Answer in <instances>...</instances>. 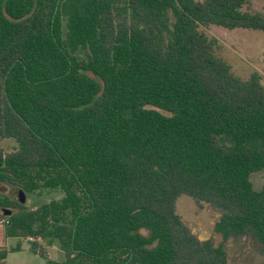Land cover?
Wrapping results in <instances>:
<instances>
[{
    "label": "trees",
    "instance_id": "obj_1",
    "mask_svg": "<svg viewBox=\"0 0 264 264\" xmlns=\"http://www.w3.org/2000/svg\"><path fill=\"white\" fill-rule=\"evenodd\" d=\"M247 3L0 0V183L62 194L30 208L0 194L5 237L33 238L48 264H228L176 213L185 195L220 213L224 243L249 237L264 253L251 181L264 86L234 76L200 32H264ZM54 244L64 261L49 259Z\"/></svg>",
    "mask_w": 264,
    "mask_h": 264
},
{
    "label": "rangeland",
    "instance_id": "obj_2",
    "mask_svg": "<svg viewBox=\"0 0 264 264\" xmlns=\"http://www.w3.org/2000/svg\"><path fill=\"white\" fill-rule=\"evenodd\" d=\"M204 1V0H197ZM244 11L264 16V0H248ZM200 32L211 44L216 57L225 61L234 76L243 81L258 77L264 86V32L253 30H227L217 26L201 27ZM9 149V148H8ZM256 191L264 189V171L251 176ZM0 194L17 199L19 191L0 183ZM62 198L60 193L45 192L42 198L26 197L25 205L30 208L44 201L50 202ZM176 213L184 224L200 240H212L216 246L224 245L228 255V264H262L264 262L263 246L256 244L249 237L232 238L224 243L221 235L215 232V224L220 213L206 204H198L188 196H181L176 202ZM1 231V230H0ZM5 231V230H3ZM21 250L11 252L18 244ZM31 241L11 238L7 240L6 249L10 252L7 264H48V260L30 251ZM45 245L44 243L42 244ZM49 259L62 262L65 254L58 244L48 248Z\"/></svg>",
    "mask_w": 264,
    "mask_h": 264
},
{
    "label": "crops",
    "instance_id": "obj_3",
    "mask_svg": "<svg viewBox=\"0 0 264 264\" xmlns=\"http://www.w3.org/2000/svg\"><path fill=\"white\" fill-rule=\"evenodd\" d=\"M2 214H3V211L0 210V219H1ZM8 239H11V238H8ZM8 239L5 237V231H0V248H6L5 245Z\"/></svg>",
    "mask_w": 264,
    "mask_h": 264
},
{
    "label": "built area",
    "instance_id": "obj_4",
    "mask_svg": "<svg viewBox=\"0 0 264 264\" xmlns=\"http://www.w3.org/2000/svg\"><path fill=\"white\" fill-rule=\"evenodd\" d=\"M9 224H10V221H9L8 218H1L0 219V230L1 231L5 230L8 227ZM29 240L31 242L35 241L33 238H29Z\"/></svg>",
    "mask_w": 264,
    "mask_h": 264
},
{
    "label": "water",
    "instance_id": "obj_5",
    "mask_svg": "<svg viewBox=\"0 0 264 264\" xmlns=\"http://www.w3.org/2000/svg\"><path fill=\"white\" fill-rule=\"evenodd\" d=\"M19 201L21 202V203H25L26 202V196H25V194H23V193H20V195H19ZM8 215H11V212H8L7 213Z\"/></svg>",
    "mask_w": 264,
    "mask_h": 264
}]
</instances>
